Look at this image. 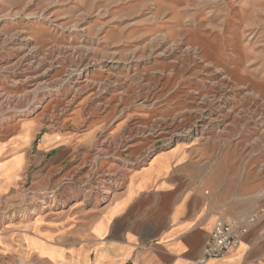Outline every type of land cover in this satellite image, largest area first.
<instances>
[{
  "label": "rangeland",
  "instance_id": "1",
  "mask_svg": "<svg viewBox=\"0 0 264 264\" xmlns=\"http://www.w3.org/2000/svg\"><path fill=\"white\" fill-rule=\"evenodd\" d=\"M29 123L94 130L98 151L75 177L24 184L14 208L0 199V224L65 209L87 170L103 204L131 156L179 143L264 181V0H0V142ZM0 264L36 263L0 246Z\"/></svg>",
  "mask_w": 264,
  "mask_h": 264
},
{
  "label": "crops",
  "instance_id": "2",
  "mask_svg": "<svg viewBox=\"0 0 264 264\" xmlns=\"http://www.w3.org/2000/svg\"><path fill=\"white\" fill-rule=\"evenodd\" d=\"M29 126L0 142L5 210L19 203L24 184L39 190L75 177L89 161L88 153L98 151L94 130L73 139L41 135ZM215 152L207 144L179 143L144 160V150L131 156L134 161L124 172L107 162L106 170L123 173L103 204L94 198L95 186L82 187L87 170L62 189L70 200L65 209L29 221H3L0 246L36 264H187L200 257L217 220L243 221L264 207L262 178L246 170L250 165L232 173L227 156L216 158ZM209 264H264V213L248 224L235 247Z\"/></svg>",
  "mask_w": 264,
  "mask_h": 264
},
{
  "label": "built area",
  "instance_id": "3",
  "mask_svg": "<svg viewBox=\"0 0 264 264\" xmlns=\"http://www.w3.org/2000/svg\"><path fill=\"white\" fill-rule=\"evenodd\" d=\"M263 213L264 207H260L243 221L238 219L217 220L200 257L187 264H209L210 260L221 257L239 243L242 235L248 230V224L254 223Z\"/></svg>",
  "mask_w": 264,
  "mask_h": 264
}]
</instances>
